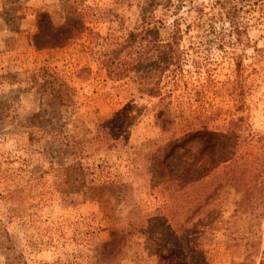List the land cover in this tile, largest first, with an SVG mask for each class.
<instances>
[{"label":"rangeland","instance_id":"374dc122","mask_svg":"<svg viewBox=\"0 0 264 264\" xmlns=\"http://www.w3.org/2000/svg\"><path fill=\"white\" fill-rule=\"evenodd\" d=\"M72 1L0 0V264H260L264 0ZM144 15L177 59L114 78Z\"/></svg>","mask_w":264,"mask_h":264},{"label":"trees","instance_id":"16d2710c","mask_svg":"<svg viewBox=\"0 0 264 264\" xmlns=\"http://www.w3.org/2000/svg\"><path fill=\"white\" fill-rule=\"evenodd\" d=\"M73 2L75 5L74 14H76L81 19V21H79L81 27H86V19L89 16L94 15L95 12L81 5L82 0H73L71 2L72 5ZM143 18L144 22L146 23L144 25V27L146 28L144 31L145 36L139 39L136 33H130L126 41L121 43L115 42V49H113L111 52H107L105 50L103 51V49L100 51V64L103 67H106L114 78H122L123 76H126L129 69H127V67H121L122 56L124 55L126 57L130 55L131 49H136L137 46H142V48L144 49L143 56L138 57L137 60L134 59V63H132L131 65V67H134L137 70L142 66H155V68L159 70L161 74H164L167 70L170 69L171 65L177 59V50L175 49V45L179 43L181 36L178 25H173V39L165 42L161 40L160 28L153 25L152 21L150 19H147L146 15H144ZM67 31H69V29ZM151 35L154 36L153 39H149V36ZM148 92L152 94H157L158 89H150ZM242 138V145H244L247 151L245 152V154L241 155V162H239L237 165V167H240L241 169L239 175H237L236 178L237 183H240L241 181L243 183L245 181L247 182V175H251V173L256 174L259 179L256 188L262 189V198H264V136L259 137V142H262V145L258 147L259 151L257 152H255L254 149L249 150L250 144L247 142V139H245L243 136ZM250 156H253L254 159L252 160L253 162H256V164L251 168H249L246 163L247 159H249ZM232 163L233 161L228 162L225 168H230ZM245 186H248L249 189L255 188V186H252L251 183L248 185L245 184ZM260 264H264V261H261Z\"/></svg>","mask_w":264,"mask_h":264}]
</instances>
